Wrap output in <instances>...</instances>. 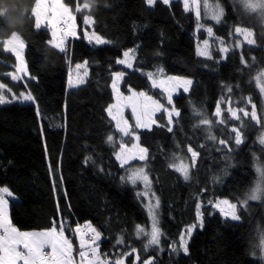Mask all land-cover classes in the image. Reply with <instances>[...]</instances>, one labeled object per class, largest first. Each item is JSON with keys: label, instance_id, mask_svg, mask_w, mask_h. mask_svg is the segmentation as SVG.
Instances as JSON below:
<instances>
[{"label": "trees", "instance_id": "obj_1", "mask_svg": "<svg viewBox=\"0 0 264 264\" xmlns=\"http://www.w3.org/2000/svg\"><path fill=\"white\" fill-rule=\"evenodd\" d=\"M66 1L74 12L78 2H87L91 8L76 14L80 35L70 38L61 51L49 43L51 30L36 29L34 19L29 18L35 0H0V24L14 16L23 22L15 30L0 28V81L17 93L30 92L36 101L0 104V188L8 186L18 197L10 200L12 223L21 229H59L63 224L76 249L74 229L90 222L101 233L102 255L111 259L136 249L139 260L134 252L127 256L126 264L147 260L152 264H264L258 247L264 231V201L238 205V221L224 217L208 203L222 196L236 203L242 200L256 179L255 158L264 161V145L258 140L264 128L248 117L243 118L242 126L229 119L230 113L225 111L229 104L222 102L230 101L237 111H251L250 97L258 114L264 109L263 95L254 82L264 71V23L254 14H245L234 0H221L225 13L220 23H213L216 32L229 38L235 26L247 27L253 30L255 43L203 56L198 54L197 44L206 34L196 31L194 12L186 11L180 0L169 4L156 0L154 5L147 0ZM85 15L93 17L94 30L107 43H89L84 36ZM13 31L25 40L31 75L20 80L8 75L17 60L3 45ZM132 47V67L117 63ZM78 64L83 67L77 69ZM87 69L86 80L71 87L70 76ZM116 72H124L122 92L145 91L164 107L173 106L179 112L173 125L163 110L155 114L150 127L136 128L132 112L127 110L133 125L130 130L147 149V158L124 167L115 155L122 133L107 112L115 100L112 82ZM149 72L155 78L190 77V90L179 92L168 104L164 91L152 86L146 75ZM218 104L222 117L214 115ZM194 110L214 122L216 140L208 138L207 125L195 127L200 117ZM221 118L228 123L216 125ZM233 127L240 128L243 142L239 145ZM109 135L117 146L108 142ZM220 139L226 140V146ZM124 141L132 143L130 137ZM189 146L199 153L194 165ZM175 157L190 161L189 179L170 166L178 161ZM138 165L146 167L160 200L161 242L147 250V240L136 237V226H150L139 193L141 183L134 185L127 179L129 169ZM198 204L203 223L191 235L188 252L173 251L172 243L197 221ZM120 237L125 243L117 245Z\"/></svg>", "mask_w": 264, "mask_h": 264}, {"label": "snow or ice", "instance_id": "obj_2", "mask_svg": "<svg viewBox=\"0 0 264 264\" xmlns=\"http://www.w3.org/2000/svg\"><path fill=\"white\" fill-rule=\"evenodd\" d=\"M163 3L169 4L170 0H162ZM184 8L186 11H194L198 21L203 16L205 21L213 20L216 23L221 22V18L223 16V9L221 8L218 0H212L210 3L209 0H183ZM235 3L239 4L243 10V12L247 15H255L261 23H264V0H234ZM149 5H154L156 0H147ZM91 5L87 2L80 4L79 2L76 5L75 11L77 13L82 12L85 9H90ZM24 18V17H23ZM31 19H34L35 24L34 27L36 29H40L42 26V20H44L46 27L52 28V40L49 41L50 44L54 45L57 49L61 51L65 50V40L68 36L76 37V25H75V15H73V10L70 9L62 0H52L51 3H48L47 0H35L34 6L31 9ZM83 23L85 26H88L94 21L90 16L85 15L83 18ZM6 24H0V28L6 27ZM203 27L204 25H199ZM57 31L61 33L59 38H57ZM209 37H212L213 27L208 26L205 28ZM237 37V42L235 43L236 47H241L244 42L251 45L255 43L253 39L254 33L249 30L247 27L235 26L234 33ZM84 36L88 39L89 43L93 40L96 44H104L107 43L101 36L97 35L94 31L89 34L87 30L84 31ZM242 36L243 41H239L238 37ZM221 45H224V40L217 38ZM4 49L6 51L12 52L18 64L16 65V72L9 73L12 80H20L23 77L18 75L19 73H26V65L23 60V50L25 48V43L23 39L19 36L16 31H13L10 35V38H7L3 41ZM205 50L199 51V55L208 56L209 53L207 51L209 46V41H204ZM229 49L227 47H221L219 51L227 52ZM125 59L117 60V63L124 64L127 67L131 68L132 64L129 63V57L134 59V50H129L123 53ZM210 58V57H209ZM241 60L243 63H247L243 60V55L241 54ZM77 69L83 67V65H77ZM159 73H163L162 69L157 70ZM87 73H85L86 75ZM148 78L152 81L153 87H163L165 91H169V95L167 97L168 104L172 103V96L169 88L167 87V83L171 81H175L174 87H180L191 84L190 80L181 81L176 77H168V81L161 80L159 84L154 78V73H146ZM115 78L113 80L112 87L116 91L117 100L115 104L110 105L107 108L108 115L114 120L116 129L122 133L120 137V143L118 145L119 151L115 153L116 159L120 161L121 167L129 164L130 160L140 159L144 160L145 153L147 149L139 147L138 144L133 143L131 148L128 147V144L124 141V137H131L134 133L130 130L133 125H130L128 120L124 118L123 109L126 107L131 108L132 115L135 119V127L143 128L148 127L149 124L143 122L144 118L147 117L151 120V123H155V120L151 119V116L154 115L155 111H159L163 109L164 111H168V109L164 108V105L158 103L155 100H152L150 96H147L144 92H132L129 96H124L119 92L117 88V81H119L123 76L124 72H117L114 74ZM83 82V81H78ZM254 82L256 87L258 88L261 94H264V71L259 72L254 77ZM71 84V80L69 81ZM0 89H7L10 93L11 89L7 88V86L3 83H0ZM231 91V88L228 89ZM184 91H188V88L185 86ZM20 96L23 100L31 101L34 98L30 93H20ZM144 98V102H141L138 98ZM16 96L13 93L12 99H15ZM148 101H151V105H154V108H150ZM10 102L6 98V96L0 92V104ZM223 103H228L229 107L225 109V111L230 113L229 119H235L241 122V126L243 125V118L248 117L250 120L256 121L257 124H260L262 128H264V109L258 114L256 105L252 103L251 98H248V103L251 104V111L246 110L245 108H240L238 111L231 107V102L228 100L222 101ZM176 112L175 108L171 111H168L169 123L172 122V114ZM239 113H242L239 114ZM176 115H179V112H176ZM194 115L200 117L199 124L195 125V127H200L201 125H207L206 131L208 132V138L211 140H216V136L212 134V128L214 126V122L200 111L194 110ZM216 117H222V110L219 104L216 107V111L214 114ZM228 120L219 119L215 121L216 125L227 124ZM172 131L171 128L168 129ZM232 132L235 133L234 139L235 143L239 145L242 143V136L240 128L233 127L231 129ZM108 142L113 144V146H117L112 135L108 136ZM135 139L138 141L139 136H135ZM259 143L264 145V132H262L261 136L258 137ZM219 143L221 145L227 144L226 140L220 139ZM139 151V155H136L132 152V149H137ZM188 152H191V160L194 165L196 157L199 155L198 152L194 151L192 147H188ZM176 160H179L180 157H175ZM255 172L256 179L252 185V187L245 193L244 198L242 200H237V203H231L229 200H218V201H209L208 203L219 210V212L225 216L230 217L234 221L240 220V216L237 215L238 205L241 207H247L249 201H264V161H261L259 157L255 158ZM171 167H175L177 171L181 172L184 175L185 180L189 179L188 174V166L181 162L179 165L173 163L170 165ZM130 175L127 177L128 180L131 181L132 184H136L137 181H143L145 185V195L148 194L150 180L149 176L145 173L144 168H135L129 169ZM154 195V193H153ZM13 193L7 188H0V264H124V259L127 258L128 255H131L136 251L135 248L132 249L131 252H121L120 257H113L109 259L108 254H101L99 251V245L97 241L100 240L101 233L97 231L91 224H87L83 226V229L80 226H77L74 229L76 234H79V245L78 248L75 249L76 255H74V246L73 241L70 240L65 235V229L63 224L59 226V230L57 227H53L46 231L41 232H20L17 228H15L10 220L8 215V197H12ZM159 201H156V204L153 205L151 201L148 203V211L149 215L152 218V223L150 229L148 227L136 226V237L144 238L147 240V243L144 244V249L147 250L149 247L153 245H159L161 240L162 233L159 228V221L157 219V214L155 208L158 207ZM201 205H197V217H202V213L200 212ZM196 225L189 226L185 229L186 234L190 237L193 228ZM91 234V235H90ZM261 243L258 245L260 247L262 253H264V233L260 235ZM117 245L124 244L125 241L123 237H120L116 241ZM183 249L185 253H187V240L185 239V235L181 234L178 241L173 242V251H176V245ZM255 254V253H254ZM78 257V260H77ZM139 260V256L136 257ZM261 259H264V255L261 256ZM144 264H152L151 260H147Z\"/></svg>", "mask_w": 264, "mask_h": 264}, {"label": "rangeland", "instance_id": "obj_3", "mask_svg": "<svg viewBox=\"0 0 264 264\" xmlns=\"http://www.w3.org/2000/svg\"><path fill=\"white\" fill-rule=\"evenodd\" d=\"M180 1L183 2V0H180ZM47 2H48V3H51L52 0H47ZM62 2L65 3L70 9L73 10V15H74V8H73V6H72L69 2H67L66 0H62ZM209 2L211 3L212 0H209ZM218 2H219V4H220L221 8L223 9V16H224L225 8H224V6H223L221 0H218ZM190 3H191V0H190ZM183 4H184V2H183ZM193 12H194V11H193ZM194 14H195V12H194ZM87 16H90V17L92 18V20H93V17H92L91 15H87ZM223 16H222V18H223ZM195 17H196V15H195ZM222 18H221V19H222ZM45 23H46V22H45L44 20H42V26H41V27H46V26H45ZM213 23H216V22L213 21V20H207V21H205V20L203 19V16L201 17V19H200L199 21H198V19H197V17H196V31H197V32H204V33L206 34V36H205L204 38H202V39L198 42V44H197V52H198V50H199V51H204V50H205V46H204V41H205V40H208V41H209V46H208V49H207L209 55H211L212 52H213L214 50H219L221 47H227L228 49L235 47V43L237 42V37H236L235 35H233V33L230 34V37H229V38H226L225 36H222V35L218 34V33L216 32L215 28H214ZM199 25H204V26H203V27H200ZM88 26H90V27H88ZM88 26L85 27L84 30H87V31L89 32V34H91V32L94 31L97 35L101 36L104 40H106V41L108 42V39H107L105 36L101 35L99 32H97V31L94 30V28H93V23L90 24V25H88ZM208 26H212V27H213V34H214V35H213L212 37H209L208 34H207V32L205 31V28L208 27ZM47 28H49V29L51 30V32H52V28H51V27H47ZM78 29H79V27H78ZM248 29H249V28H248ZM249 30L253 31L252 29H249ZM76 32H77V29H76ZM17 33H18V32H17ZM18 34H19V36L23 39V37L21 36V34H20V33H18ZM60 35H61V33H60L59 31H57V38H59ZM79 35H80V34L77 32V36H79ZM71 37H72V36H68V37L66 38V40H65V48L68 46V43H69ZM7 38H10V35H9L8 37H5V38L3 39V41H4L5 39H7ZM217 38L223 39V40H224V45H221V44L219 43V41L217 40ZM86 39H87V38H86ZM253 39H254V37H253ZM87 40H88V39H87ZM238 40H239V41H243V37H242V36H239V37H238ZM23 41H24V43H25V40H24V39H23ZM91 43H95V41L93 40ZM244 43H245V42H244ZM25 45H26V44H25ZM129 50H134V48H133V47H132V48H128V49L125 50V52H126V51H129ZM222 52H223V51H222ZM134 53H135V50H134ZM224 53H226V52H224ZM22 55H23L24 63H25V65H26V73H19L18 75L22 76L23 78H25V77H30L31 75H30V72H29V70H28V66H27V62H26V58H25V48H24V50H23ZM134 55H135V54H134ZM120 59H125V57L122 56V57H120ZM128 59H129V63H131V64L133 65L134 59H132L131 57H129ZM16 60H17V59H16ZM17 64H18V61H17L16 65H17ZM122 65H124V64H122ZM124 66H126V65H124ZM126 67H127V66H126ZM15 72H16V67H15L14 70H11L9 73H15ZM116 73H117V72H116ZM168 77H176V78H179L181 81H183V80H190L191 83H192V78L187 77V76H183V75H174V74H172V75H169V76H166V77H160V78H155V77H154V78L156 79L157 83L159 84V82H160L161 80L168 81ZM114 78H115V76H114ZM122 78H123V77H122ZM122 78H121L119 81H117V88L119 89V92H120L122 95H124V96H129V95H131L132 92H136V93L144 92V93L147 94V96H150V97L152 98V100H155V101H157L158 103L161 104V102H160L158 99L154 98L152 95L148 94V93L145 92V91H136V90H132V91H130L129 93H124V92H122L121 87H120V86H121ZM84 79H85V73H82V74H79V75H77V74H72V75L70 76V80H71V82H72L70 85H75V84L81 83V82H78V81H83V82H84ZM113 80H114V79H113ZM150 81H151V80H150ZM0 83H2V82L0 81ZM175 83H176L175 81H171V82H168V83H167V87L169 88V90H170V92H171V96H172V98H173L175 95H177L179 92L184 91V87H185V86L188 88V91L190 90L191 84H189V85H185V86H180V87H174ZM3 84H4V83H3ZM112 84H113V82H112ZM151 84H152V81H151ZM7 88H9V87L7 86ZM112 88H113V87H112ZM159 88L162 89V90L164 91V93L166 94V97H168V95H169V91H165L163 87H159ZM113 91H114V94H115V100H114V102H113L112 104H115V103H116V100H117V95H116V91H115L114 89H113ZM188 91H185V92H188ZM0 92H2V93L6 96V98H7L8 100H10V101H19V102H22V103H23V102H32V103H33V102H36V101H35V98H34V96H33V94H31L30 92H27V91H22V92H20V93H25V94L30 93V94L32 95V97L34 98L33 100H31V101L23 100V98L20 96V93H17V92H15V91H13L12 89H11V92H10V93L7 91V89H0ZM13 93H14L15 96H16L15 99H12V94H13ZM262 95H263V99H264V94H262ZM138 99H139L141 102H144V98L140 97V98H138ZM147 103L149 104L150 108H154V107H155L154 105H151V101H148ZM112 104H111V105H112ZM171 104H172V103H171ZM164 108H166V107H164ZM174 108H175V107H174ZM166 109H168V111H171V110L173 109V106H171L170 108H166ZM127 110H130V111H131V108H130V107H126V108L123 109V115H124V118H125V119H127V117H126V112H127ZM175 110H176V112H178V109L175 108ZM161 111H163V109H161V110H159V111H155L154 115L151 116V119H152V120H155V114H157L158 112H161ZM168 111H166V113H167V117H168V121H169ZM176 112H173V114H172V122L170 123L171 125H173V123H174V118L177 116V115H176ZM127 120H128V119H127ZM128 122H129V120H128ZM143 122L149 124L148 127H150V126L153 124V123H151V120H149L147 117L144 118V121H143ZM129 124H130V122H129ZM143 128H146V127H143ZM263 132H264V130H263ZM135 136H138V135L134 134L133 136L130 137V138L132 139V143H131V145H132L133 143H136V144H138L139 147L144 148V147L139 143V140L137 141V140L135 139ZM131 145L128 144V147L131 148ZM118 151H119V149H118ZM118 151H117V152H118ZM132 152H133L134 154H136V155H139L138 148H137V149H132ZM145 157L147 158V152L145 153ZM146 158H145L144 160H140V159L130 160L129 164L132 163V162H134V161L144 162V161L146 160ZM181 162H183V164H186V165L188 166V174H189V171H190V161L185 160V159H180V160H178V161L176 162V164L179 165ZM119 163H120V161H119ZM120 165H121V163H120ZM126 165H128V164H126ZM126 165H124V166H126ZM140 167H143V168H144V171H145V173L149 176V180H150L149 191H148V194H147V195L144 194L146 190H145V185H144L143 181H137V182L141 183V189H140V191H139L140 196H141V198L144 200V204H145V207H146V209H147L148 215H149V211H148V203H149V201H151V203H152L153 205L156 204V201H157V200L159 201V205H158V207L155 208V211H156V214H157V219H158V221H159V223H160V220H159L160 200H159V197H158L157 193H156V192L154 191V189H153L152 180H151V177H150L149 173L147 172L146 167H145L144 165H138V166H133L131 169L140 168ZM128 175H130V171H129V174H128ZM3 187H7V188L13 193V196H12V197H8V215H9V217H10V200H11V199H17L18 197H17V195H16V194H15V193H14V192H13L8 186H3ZM153 193H154V195H153ZM224 199L229 200L231 203H236V202L232 201L231 199H229V198L226 197V196L218 197V198H217L216 200H214L213 202L218 201V200H224ZM212 208H213L214 210H216V211L219 212V210H218L217 208H214V207H212ZM200 212H201V211H200ZM201 213H202V212H201ZM237 215L240 216V214H239V212H238V209H237ZM224 217H225V216H224ZM228 218H230V217H228ZM240 218H241V217H240ZM149 219H150V226H151L152 218H151L150 215H149ZM10 220H11V217H10ZM11 223H12V221H11ZM202 223H203V216L200 217V218H197V221H196V222H194V223L188 225L186 228H188L189 226H192V225H196V227H194L193 230H192V233H191V235H192V234L195 232V230L197 229V227L201 226ZM87 224H91V223H90V222H85L82 226L87 225ZM12 225H13L15 228H17L20 232H41V231L49 230V228H46V229H21V228L15 226L13 223H12ZM91 225H92V224H91ZM150 226H149V229H150ZM159 228H160V224H159ZM160 231H161V233H162L161 228H160ZM262 233H264V231H262L261 234H262ZM182 234L185 235V239L187 240V248H188V242H189L191 236L189 237V236L186 234L185 230L182 232ZM160 239H161V238H160ZM260 243H261V240H260ZM97 244H98L99 247H100L99 240L97 241ZM171 246H172V248H173V243H172ZM176 250L183 251V249L180 248V247L178 246V244L176 245ZM183 252H184V251H183ZM187 252H188V251H187ZM135 253H136V251H135ZM260 253H261V256L264 255V253H262L261 249H260ZM137 256H138V255H137V253H136V257H137ZM136 260H137V259H136ZM263 260H264V259H263Z\"/></svg>", "mask_w": 264, "mask_h": 264}, {"label": "clouds", "instance_id": "obj_4", "mask_svg": "<svg viewBox=\"0 0 264 264\" xmlns=\"http://www.w3.org/2000/svg\"><path fill=\"white\" fill-rule=\"evenodd\" d=\"M22 24H23V22H21L15 16L12 19H10V20H6L7 27L10 28V29H13V30L21 27Z\"/></svg>", "mask_w": 264, "mask_h": 264}, {"label": "crops", "instance_id": "obj_5", "mask_svg": "<svg viewBox=\"0 0 264 264\" xmlns=\"http://www.w3.org/2000/svg\"><path fill=\"white\" fill-rule=\"evenodd\" d=\"M84 73H87L86 75H85V79H84V81L86 80V78L88 77V75H89V70L87 69L86 70V72H84ZM83 83V82H82ZM82 83H78V84H75V85H70L71 87H75V86H77V85H79V84H82ZM53 228V227H52ZM49 229H51V228H49ZM59 230V229H58ZM78 245H79V234H78V244H77V248H78ZM74 255H76V253H75V249H74ZM77 260H78V257H77ZM124 264H126L125 263V259H124Z\"/></svg>", "mask_w": 264, "mask_h": 264}, {"label": "built area", "instance_id": "obj_6", "mask_svg": "<svg viewBox=\"0 0 264 264\" xmlns=\"http://www.w3.org/2000/svg\"><path fill=\"white\" fill-rule=\"evenodd\" d=\"M76 17V16H75ZM91 235V234H90Z\"/></svg>", "mask_w": 264, "mask_h": 264}]
</instances>
